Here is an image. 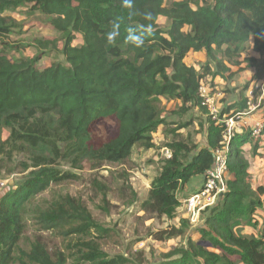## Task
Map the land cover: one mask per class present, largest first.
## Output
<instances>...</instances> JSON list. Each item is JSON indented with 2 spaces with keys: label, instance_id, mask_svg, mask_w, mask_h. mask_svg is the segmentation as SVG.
Returning a JSON list of instances; mask_svg holds the SVG:
<instances>
[{
  "label": "trees",
  "instance_id": "1",
  "mask_svg": "<svg viewBox=\"0 0 264 264\" xmlns=\"http://www.w3.org/2000/svg\"><path fill=\"white\" fill-rule=\"evenodd\" d=\"M166 1L171 2L168 7ZM27 6L52 17L50 25L61 36L64 60L44 69L36 67L41 51L57 50L60 40L56 39L34 40L41 51L32 58L11 60L0 52V174L4 161L17 155L26 157L20 166L27 172L15 189L0 197V264H65V254L51 252L42 235L28 249H21L30 202L51 185L77 178L61 169L63 163L78 171L85 163L122 164L137 146L152 149L153 135L166 124L159 107L163 98L180 103L182 113L197 109L208 122L202 147L178 132L191 122L170 130L172 140L165 148L171 156L163 161L140 205L144 213L173 218L180 205L177 192L194 177H204L213 162L212 150L222 141L223 128L211 120L199 95L200 82L229 73L226 63L238 64L249 46L254 53L264 52V0H133L131 9L122 7V0H0L3 47L17 49L3 41L15 27L4 13ZM146 12L152 14L150 21L144 19ZM160 17L169 22L167 29L158 26ZM114 22L120 25L119 36L109 44L106 35ZM147 24L153 31L142 47L125 42L129 28ZM76 36L82 40L79 46L73 45ZM191 52L206 55L207 63L199 71L184 61ZM246 102L223 109L219 117L242 113ZM109 118L116 123L115 135L96 142L92 125ZM262 138L264 124L252 155ZM251 140L248 130L231 139L227 164L233 178L227 181L222 200L201 213L199 239L186 237L185 246L170 252L175 258L159 264H264L263 231L245 236L235 230L243 221L253 227L252 215L262 207L264 188L252 187L242 150ZM30 219L39 233L57 234L64 240L86 239L98 227L86 206L68 195L35 208ZM188 227V221L182 220L181 228L160 231L155 240L184 236ZM77 243L79 260L118 264L103 259L97 242Z\"/></svg>",
  "mask_w": 264,
  "mask_h": 264
},
{
  "label": "rangeland",
  "instance_id": "2",
  "mask_svg": "<svg viewBox=\"0 0 264 264\" xmlns=\"http://www.w3.org/2000/svg\"><path fill=\"white\" fill-rule=\"evenodd\" d=\"M170 4V1L165 2L167 7ZM193 8L195 9L194 6ZM4 16L12 18L13 24H15L11 34L3 41L17 49L12 51L11 48L3 47L0 43V52L4 51L11 60L32 58L38 54L41 50L35 47L34 40H60V34L50 25L52 17L33 12L30 10V6L7 11ZM157 24L163 30L169 26V22L163 17L158 18ZM81 43L80 36H76L73 45L79 46ZM61 47L60 40L57 50L41 51L44 53L42 56L39 55L40 59L36 63V67L44 69L52 63L63 62L64 59L60 53ZM248 48L238 59V64L226 63L229 73L217 77L208 76L200 82V85L206 90L210 106L216 110L217 116L227 107L238 105L244 99L248 101L250 90H253V93L256 92L257 96L253 94V103L260 102V106L252 114L244 116L243 121L246 125L243 131H249L256 121L260 122L263 119L264 107V96L261 98L262 92H259V88L264 87V52L254 53L250 46ZM184 61L199 71L201 66L207 63V58L204 52H191ZM209 66L213 70V64L210 63ZM180 106L181 104L178 102L161 98L159 107L161 117L166 124L159 127L153 135L154 147L144 149L137 146L130 158L122 164L105 163L100 167H93L92 164L85 163L81 170L76 171L63 163L61 169L75 174L77 178L58 185H51L30 202L25 216L27 229L25 239L20 246L21 249H28L32 240L42 235L51 252L60 251L65 254L67 257L65 264H88L79 260L80 256L77 251L79 247L76 245H79L78 241L92 240L99 244L105 261L115 260L118 264H159L173 260L175 255L170 252L185 246L186 237L198 240L197 229L202 227L201 213L203 211L192 218L191 215L188 216L184 212L183 201L200 189L204 182L203 176L194 177L177 192L176 196L180 205L173 218L157 217L144 213L140 209L141 203L148 197L151 181L157 176L166 159L165 146L172 140L170 130L176 128L177 125L191 122L187 128L180 129L179 134L188 140L187 142L199 147L206 145L207 116L193 108L182 113ZM115 132L116 123L111 118L99 120L92 125V133L96 142L114 136ZM6 136L7 130H4L1 138L4 140ZM251 139L250 145L242 150L250 166L251 184L254 185L256 178L260 175L257 174L258 168L264 170V138L259 139L261 144L258 143L255 155H252V148L256 142L255 139ZM254 156L256 158L253 159ZM21 162H26L24 155L15 156L11 162L4 161V167L0 174V197L9 190L15 189L26 176L27 172H23L21 169ZM66 195L80 200L98 226L97 229H92L86 239L71 236L64 240L57 234L39 233L30 219L32 210L37 207H48ZM214 205L210 207H214ZM182 220L189 223L184 236L166 241L155 240L154 234L160 231H168L172 227L181 228ZM252 223L253 227L243 221L235 230L245 236L259 235L264 226V202L262 207L252 215ZM250 229L253 230V234L250 233ZM215 251L220 253L219 250Z\"/></svg>",
  "mask_w": 264,
  "mask_h": 264
},
{
  "label": "built area",
  "instance_id": "3",
  "mask_svg": "<svg viewBox=\"0 0 264 264\" xmlns=\"http://www.w3.org/2000/svg\"><path fill=\"white\" fill-rule=\"evenodd\" d=\"M259 89V92H262V98L264 96V87ZM253 94V90H250L248 94V97L250 95V98H248L246 103L247 107L242 113L236 115H231L230 113L220 118L217 116L216 110L210 106V100L207 96L206 90L200 85L199 95L204 99V104L207 106L211 119L214 120L217 125H220L223 128V131L222 141L216 149L212 150L213 162L211 167L205 172L202 186L196 193L183 201V210L188 216L191 215L192 218L198 216L201 211H204L215 203H219L227 192V181L229 176L227 158L229 155L230 141L235 134L243 132L246 125L243 121L244 116L252 114V112L257 110L260 106V102L258 104L253 103ZM263 124L264 121H260L256 122L254 126H251L249 129L250 138L256 140L261 136ZM165 156L166 159H169L171 156V152L167 148L165 149ZM262 231L264 233V226Z\"/></svg>",
  "mask_w": 264,
  "mask_h": 264
},
{
  "label": "clouds",
  "instance_id": "4",
  "mask_svg": "<svg viewBox=\"0 0 264 264\" xmlns=\"http://www.w3.org/2000/svg\"><path fill=\"white\" fill-rule=\"evenodd\" d=\"M122 7L131 9L133 7V0H122ZM144 19L150 21L152 19V14L146 12L144 14ZM119 23H113L111 26V31L106 35L107 42L113 44L116 38L119 36ZM152 25H137L136 28H129L127 30V36L125 38L126 43H130L136 48H140L144 45L145 37L152 34Z\"/></svg>",
  "mask_w": 264,
  "mask_h": 264
},
{
  "label": "crops",
  "instance_id": "5",
  "mask_svg": "<svg viewBox=\"0 0 264 264\" xmlns=\"http://www.w3.org/2000/svg\"><path fill=\"white\" fill-rule=\"evenodd\" d=\"M262 117H263V119H261L260 121H264V114L262 115ZM256 122H258V121H256ZM263 139V138H262ZM260 144H261V142H259ZM248 145H250V143H248V144H246L244 147H243V149L245 150L246 149V147L248 146ZM245 157V156H244ZM254 158H256V156H254L253 157V159ZM245 159H247V158H245ZM246 161H248V160H246ZM250 167V166H249ZM254 169H256V168H254ZM249 170V169H248ZM264 172V170L263 169H259L258 168V172H257V174H260L259 175V177L258 178H256V180H255V183H254V185L252 184V187L254 188V189H256L257 187H263L264 188V178H261L262 176H264L263 173ZM249 175H250V171H249ZM233 177H232V175H230L229 174V176H228V180H231ZM250 181H251V176H250ZM261 181H263V182H261ZM261 201H262V203L264 202V194L261 196ZM259 210V209H258ZM257 210V211H258ZM250 233H252L253 234V230H251L250 229Z\"/></svg>",
  "mask_w": 264,
  "mask_h": 264
},
{
  "label": "water",
  "instance_id": "6",
  "mask_svg": "<svg viewBox=\"0 0 264 264\" xmlns=\"http://www.w3.org/2000/svg\"><path fill=\"white\" fill-rule=\"evenodd\" d=\"M203 246L205 247H210V244L209 243H201Z\"/></svg>",
  "mask_w": 264,
  "mask_h": 264
}]
</instances>
